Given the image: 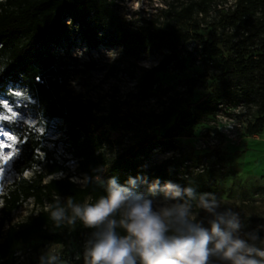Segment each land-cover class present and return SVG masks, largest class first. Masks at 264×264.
Masks as SVG:
<instances>
[{
	"label": "rangeland",
	"instance_id": "1",
	"mask_svg": "<svg viewBox=\"0 0 264 264\" xmlns=\"http://www.w3.org/2000/svg\"><path fill=\"white\" fill-rule=\"evenodd\" d=\"M201 0H116L115 12L132 29L153 26L161 30L174 28L190 35L201 36V41L190 39L181 48L183 59L181 69H169L155 75L159 89L154 87L143 92L139 86L144 69L157 65L168 49L164 45L153 48L139 47L134 54H126L123 49L111 44H102L96 50H89L81 41L77 27L70 29L60 45L53 47V55L59 70L60 81H65L61 93L64 100L80 101L96 105L98 116H107L106 126L109 144L103 152L108 162L126 151L142 139L153 138L156 142L166 140L168 128L178 125L180 134L172 139L173 148L165 150L157 147L147 163L155 164L165 159L184 158L183 172L192 176L201 175L208 192L220 202L218 211L232 209L239 214L241 229L239 235L247 239L249 233L259 236L257 246L264 245V129L259 135L248 137L244 134L246 125L261 117L259 103L260 90L264 88V77L255 72L244 78L235 70L237 55L244 60L256 59L259 41H249L250 34L242 33L233 37L234 27L230 17L235 11V0H205L206 7L197 8L194 14V29L190 23L178 21L174 13L191 2ZM260 17L256 11L253 19ZM202 42L211 44L218 54L209 59L199 55ZM94 62V69L86 65ZM111 66H115L112 74ZM227 80V82H226ZM231 89L234 98L226 97ZM10 93L22 96L23 90L9 85ZM250 90L253 104L241 100L244 91ZM222 96H224L222 98ZM222 98V99H220ZM30 103L34 101L28 97ZM240 100L237 104L236 101ZM3 111L0 120L10 124L33 125L35 115L26 102L11 104L0 98ZM216 104V111H211ZM23 108V109H22ZM62 122L49 123L48 137L58 140L62 137L59 127ZM11 137L12 139H9ZM16 137L0 124V195L14 175L10 165L18 155ZM7 145V147H4ZM58 155L68 157L62 143L57 148ZM9 156V161L3 160ZM75 162L69 163L74 173ZM101 178L106 186L109 171L105 169ZM25 177L30 178L31 172ZM58 174L55 177H61ZM49 177L45 182L51 180ZM73 181L82 185L81 176ZM150 184H140L134 191L159 202L163 194L155 197L148 192ZM62 201V200H61ZM1 207V200H0ZM32 201L24 203L11 217V225L24 222L34 215ZM193 212L197 219L208 226L211 218L199 209L193 201ZM91 233L82 232L79 237H71L68 246L55 245L32 240L22 245L15 253V264H40V257L50 248L59 254L64 264H84V251ZM79 256V259H77Z\"/></svg>",
	"mask_w": 264,
	"mask_h": 264
},
{
	"label": "trees",
	"instance_id": "2",
	"mask_svg": "<svg viewBox=\"0 0 264 264\" xmlns=\"http://www.w3.org/2000/svg\"><path fill=\"white\" fill-rule=\"evenodd\" d=\"M115 1L0 0V98L11 104L26 102L36 118L33 125L0 120V124L16 137L18 149V155L10 165L14 178L0 195V264H15L18 248L34 239L66 248L72 236L77 238L84 231L92 234L95 229L86 228L79 220L72 226L55 227L50 212L45 209L57 203L64 206L69 197L78 204L95 203L106 195V186L95 179L97 176L102 178L105 169L109 171V178H117L121 185H125L129 177L139 176L146 178L148 184L158 179L161 185L171 181L181 187L191 186L198 194L208 192L201 175L183 172L184 158L172 157L155 164L147 163L157 147L165 150L174 147L172 139L180 134L178 125L166 130L163 142L142 139L108 162L103 147L109 144L105 129L109 118L98 116L95 104L61 97L65 81L55 76L66 72L59 70L52 51L54 46L63 42L73 26L77 27L79 38L89 50L111 44L133 55L139 47L166 46L168 54L157 65L143 70L139 83L143 92L153 87L159 89L156 74L183 67L181 48L190 39L201 41L197 34L192 36L174 28L161 30L146 26L134 30L116 14ZM235 3V11L229 19L234 27L233 37L249 32L247 40L259 41L256 59L244 60L243 55H237L235 70L244 78L255 72L264 77V0H235ZM200 5L206 7L205 0L183 6L174 16L178 21L190 23L196 30L194 14ZM258 10L260 17L253 19ZM217 54L211 44L202 42L200 56L209 59ZM86 67L91 70L96 64L92 62ZM114 70L115 66H111L109 73ZM9 85L19 86L23 90L22 96L10 93L7 90ZM225 96L235 97L229 88ZM28 97L34 102L30 103ZM240 99L248 104L254 103L250 90L244 91ZM260 99L262 116L246 125L244 134L248 137L259 135L264 129V88L260 90ZM2 111L0 103V113ZM211 111H216V104ZM53 120L62 122L58 128L62 137L58 140L48 137L49 123ZM59 143L63 144L68 157L58 155ZM70 162L76 163L74 173L70 172ZM27 172L32 173L30 178L25 177ZM58 174L62 176L55 177ZM75 175L87 182L76 183L73 181ZM49 177L53 178L45 182ZM28 201L39 210L24 222L11 225L13 213ZM117 231L124 234L121 229Z\"/></svg>",
	"mask_w": 264,
	"mask_h": 264
},
{
	"label": "clouds",
	"instance_id": "3",
	"mask_svg": "<svg viewBox=\"0 0 264 264\" xmlns=\"http://www.w3.org/2000/svg\"><path fill=\"white\" fill-rule=\"evenodd\" d=\"M95 179L104 184L100 176ZM140 183H147L146 178L129 177L121 185L112 177L106 195L95 203L78 204L69 197L64 206L45 210L57 228L79 220L95 229L85 246L84 264H264L259 236L253 232L242 238L239 214L230 208L218 211L220 202L213 194H198L171 181L161 185L157 179L148 186L153 197L163 194L157 202L134 191ZM193 201L210 215L207 227L194 214ZM40 264L64 262L50 248Z\"/></svg>",
	"mask_w": 264,
	"mask_h": 264
},
{
	"label": "snow or ice",
	"instance_id": "4",
	"mask_svg": "<svg viewBox=\"0 0 264 264\" xmlns=\"http://www.w3.org/2000/svg\"><path fill=\"white\" fill-rule=\"evenodd\" d=\"M9 139H12V138L9 137ZM4 147H7V145H4ZM9 159H10L9 156H4V157H3V160H4L5 162L9 161ZM0 171H2V169H0Z\"/></svg>",
	"mask_w": 264,
	"mask_h": 264
}]
</instances>
